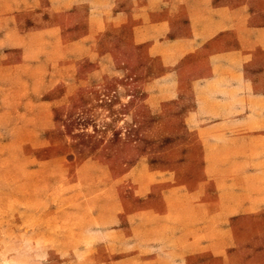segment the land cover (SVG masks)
<instances>
[{
	"label": "rangeland",
	"instance_id": "374dc122",
	"mask_svg": "<svg viewBox=\"0 0 264 264\" xmlns=\"http://www.w3.org/2000/svg\"><path fill=\"white\" fill-rule=\"evenodd\" d=\"M58 1L0 0V264H200L190 251L230 226L200 184L231 175L216 170L226 142L200 124L166 48L129 54L97 0L73 2L58 30ZM158 1L183 17L185 0ZM202 1L186 0L212 19ZM240 216L234 246L248 248L261 226Z\"/></svg>",
	"mask_w": 264,
	"mask_h": 264
},
{
	"label": "crops",
	"instance_id": "0c3cea01",
	"mask_svg": "<svg viewBox=\"0 0 264 264\" xmlns=\"http://www.w3.org/2000/svg\"><path fill=\"white\" fill-rule=\"evenodd\" d=\"M114 1L97 0L111 12L108 19L112 32L117 29L124 33L128 53L141 49L154 58L166 48L172 63H177L182 75L189 77L186 85L200 109V124L214 128L216 137L226 142L216 146L215 152L230 158L220 167L217 165L216 170L231 175L213 180L216 191H207L213 181L200 184L204 199L208 193L214 196L217 218L222 224L229 221L230 226L222 228L215 223V245L209 246V241L189 254L197 252L203 256L200 264H264V243L260 251L251 249L260 244L257 237L264 236V185L258 194L253 184L258 179L264 183V0H218L214 4L208 0L209 8L206 0L202 1L196 10L212 12L209 20L196 19L186 0L179 4L184 15L177 19L168 14L174 10L173 2L160 8L158 0ZM73 2L76 0L58 1V30L64 18L61 14L74 9ZM86 2L87 10L95 12L96 1ZM161 12L166 16H159ZM204 13L199 18H205ZM86 21L92 26L87 29L95 30L92 22H96V15ZM80 26L74 25L66 34L76 35ZM164 31L166 40L160 37ZM107 37L104 36L105 41ZM244 215L261 226L248 239L255 243L246 241L248 248L234 246L233 238V223L237 222L234 218ZM257 256L262 257V263H257Z\"/></svg>",
	"mask_w": 264,
	"mask_h": 264
}]
</instances>
